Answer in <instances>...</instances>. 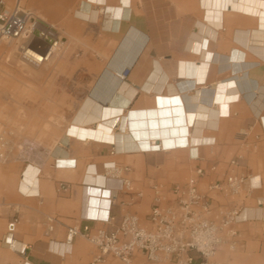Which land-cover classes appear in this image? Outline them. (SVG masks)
I'll list each match as a JSON object with an SVG mask.
<instances>
[{
  "label": "crops",
  "instance_id": "crops-1",
  "mask_svg": "<svg viewBox=\"0 0 264 264\" xmlns=\"http://www.w3.org/2000/svg\"><path fill=\"white\" fill-rule=\"evenodd\" d=\"M21 2L65 36H83L85 45L71 51L92 55L75 72L85 76L81 104L69 111L56 146L37 156L42 164L0 166V264H93L90 241L77 236L67 244L71 228L94 233L109 216L127 214L150 228L156 191L169 198L173 182L197 178L198 168L205 170L198 188L212 200L210 219L239 213L232 226L239 244L233 251L223 244L215 261L264 264V0ZM101 111L103 134H67L82 113ZM176 141L189 144L176 148ZM155 145L167 149L152 151ZM111 164L130 168L141 196L122 192L111 202L113 184L104 177ZM229 176L247 179L245 190L210 189ZM31 188L39 194H28Z\"/></svg>",
  "mask_w": 264,
  "mask_h": 264
},
{
  "label": "built area",
  "instance_id": "built-area-1",
  "mask_svg": "<svg viewBox=\"0 0 264 264\" xmlns=\"http://www.w3.org/2000/svg\"><path fill=\"white\" fill-rule=\"evenodd\" d=\"M0 4V42L4 39L22 42L21 49L26 47L40 56V66L62 49L64 43L58 29L25 10L21 0H15L12 6H6L1 0ZM128 73L124 72L123 77H127ZM186 146L188 144H176V148ZM166 149L167 146L155 145L151 150ZM32 152V148L19 146L15 154L10 135L0 134V164L12 161L27 165L39 161L42 164V160H37ZM193 159L202 160L199 155ZM129 172V167L116 164L106 166L104 177L113 184L112 203L122 192L142 195V192L135 191L128 178ZM195 172L197 178L171 186L169 198L163 196L162 190L156 191L155 203L148 216L150 228L145 227L137 215L127 214L120 219L109 216L103 221L104 226L94 233L89 226H84L82 230L71 228L67 244L72 245L77 236L90 241L96 248L93 264L107 258H115L121 264H226L216 262L215 256L225 243L232 251L237 248L239 233L232 226L238 223L239 213L223 210L220 221L210 219L212 200L198 188V178L204 176L205 170L198 168ZM246 181L245 178L229 176L225 181L213 184L210 189L235 194L245 190ZM62 189H66V186L63 185ZM49 221L53 223L52 218ZM16 223L14 221L8 226L6 242L9 245H12ZM49 231H53V227L50 226Z\"/></svg>",
  "mask_w": 264,
  "mask_h": 264
},
{
  "label": "rangeland",
  "instance_id": "rangeland-1",
  "mask_svg": "<svg viewBox=\"0 0 264 264\" xmlns=\"http://www.w3.org/2000/svg\"><path fill=\"white\" fill-rule=\"evenodd\" d=\"M22 6L29 10L25 2ZM58 31L63 38L62 49L39 68L22 60V42H0V134L10 135L15 154L19 146L32 148L36 156L52 150L66 132L69 111L81 104L85 76L75 72L92 54L71 51L85 45L83 36L69 37ZM177 183L180 181L173 182Z\"/></svg>",
  "mask_w": 264,
  "mask_h": 264
},
{
  "label": "bare ground",
  "instance_id": "bare-ground-1",
  "mask_svg": "<svg viewBox=\"0 0 264 264\" xmlns=\"http://www.w3.org/2000/svg\"><path fill=\"white\" fill-rule=\"evenodd\" d=\"M219 4V3H218ZM221 5V4H220ZM240 8H241V5H239ZM217 7V6H216ZM220 8V7H219ZM244 8V7H243ZM245 10V9H244ZM122 11V10H121ZM91 13V12H90ZM95 13V12H93ZM105 13V9L103 10V14ZM109 16H112L114 17L115 14L110 11L107 12ZM33 14V13H32ZM117 14V13H116ZM35 15V14H34ZM94 15V14H93ZM36 16V15H35ZM91 16V14H90ZM117 16H119L117 14ZM37 17V16H36ZM94 17V16H93ZM92 18V17H91ZM169 27V26H168ZM162 29V27H161ZM22 51V60L25 62V64H28L29 66H34V67H40V65L38 64V60H39V55L36 54L35 52H32L31 50H28L26 47H22L21 49ZM45 60V59H44ZM126 85V84H125ZM121 93V91H120ZM89 102V101H88ZM92 103V102H91ZM85 107V106H83ZM94 107V106H93ZM100 107V106H99ZM81 108V107H80ZM92 108V107H91ZM85 117V118H83ZM75 118V117H74ZM73 118V120H74ZM76 123L75 124H72L69 126V129L67 131V134H71V135H80L82 134L80 137L82 138H85L87 137V135H90L91 132H93L95 135H101L104 133V130L103 128L105 124H107V120H106V115L104 116L102 111L100 114H98L96 117L95 116H90V115H84L83 113L80 115V117H77L75 119ZM95 122H97L96 124H98V127L97 125L96 126H92L91 124H94ZM116 123H114L115 125ZM91 130H94V131H91ZM103 130V131H101ZM103 132V133H102ZM115 135V133H114ZM177 143H180L179 141H176V144ZM174 143V145H176ZM189 144V143H188ZM33 153V152H32ZM36 154V153H33V155ZM35 158L37 159V156L34 155ZM34 163V162H33ZM32 168V167H31ZM36 168V167H35ZM26 171V170H25ZM38 172V171H37ZM25 173H28V172H25ZM32 174V173H31ZM25 175V174H24ZM35 175V174H34ZM27 176V175H26ZM29 176V175H28ZM34 179V178H33ZM25 180V179H24ZM29 181H31L29 179ZM24 184V183H23ZM28 194H31L33 196H37L39 194V191L36 192V189L34 188H31L29 190V192H27Z\"/></svg>",
  "mask_w": 264,
  "mask_h": 264
}]
</instances>
